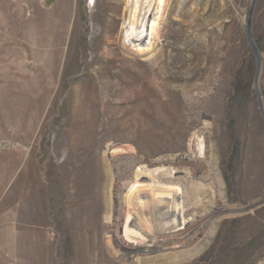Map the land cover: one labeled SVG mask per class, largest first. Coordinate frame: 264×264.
Segmentation results:
<instances>
[{"label": "rangeland", "instance_id": "374dc122", "mask_svg": "<svg viewBox=\"0 0 264 264\" xmlns=\"http://www.w3.org/2000/svg\"><path fill=\"white\" fill-rule=\"evenodd\" d=\"M123 3L0 0V264H264V203L203 227L186 200L264 196V0H163L146 57ZM175 220L198 224L183 245Z\"/></svg>", "mask_w": 264, "mask_h": 264}, {"label": "bare ground", "instance_id": "6f19581e", "mask_svg": "<svg viewBox=\"0 0 264 264\" xmlns=\"http://www.w3.org/2000/svg\"><path fill=\"white\" fill-rule=\"evenodd\" d=\"M162 1L163 0H124L123 6H122V13L120 16V20H121L120 29H119V32L117 33V36H116L118 43L121 47V50L123 49L125 52H128L129 54H131L133 56L146 57V56L151 55L157 49L158 41L156 38H157L158 32L161 29V25L158 23L157 19H158V14L161 10ZM87 2H88V0H87ZM92 2H93V6H95L96 0H92ZM94 27L95 26L93 25L92 29H91V31H92L91 39L92 40L94 39V36H95V28ZM90 50H92L91 53H92V57L94 59L95 56H97L96 50L93 47H91ZM45 80L46 81L44 84V86H45L44 92L46 94H48L52 91L51 87H52L53 81H55V73L46 72ZM58 83L59 84H57V85L55 84L53 91L51 92V99H48L46 117L50 116V114L53 112V109L56 106L55 100L57 97H59V95L61 93V89L63 88V84H64L63 79L60 78L58 80ZM52 94H53V97H52ZM79 97H80V95H79ZM76 111H77V109H76ZM199 143L201 144V142H199ZM198 146H200V145H198ZM196 148H198V150H199V147H196ZM140 173L138 175H136V178L140 177ZM136 183L137 182L134 181L133 186L134 187H140V185L138 183L137 184ZM66 192L67 191H65V193ZM140 192H141V188H140ZM183 193H185V192H183ZM186 193H188V195L186 194L187 195V197H186L187 202L188 201L189 202L194 201V202L198 203V206L205 203V208H204V213H203V214H205L204 217H201V218L196 217V222L199 221V225L203 226V227H205L207 225V223L210 222L212 219L220 220L222 218L235 217L238 215L247 214L249 211H252L254 209V208H252V206H254V205L257 206V205L264 203V196H263L262 198L254 200L252 202L245 203V204L237 206V207H232L230 209L229 208L228 209L227 208L216 209L215 206L213 205V202L210 199H208V197L206 196V194H205L206 192L201 191L200 189H190V190H187ZM164 198L167 202H170V203L172 202L173 205H175L177 203V200H175V198H176L175 196L170 197V192H167L166 195L164 196ZM139 199H141V197L138 194L136 200L138 201ZM256 206H254V207H256ZM139 210L140 209H138L136 212L131 214L132 215L131 216L132 224L130 225V228H131L130 231L128 230L131 233H135L138 230H140V226L138 223L139 222L138 218H139V213H140ZM125 211H128V209ZM168 211H169V209H168ZM165 212L167 213V211H165ZM15 215H16V220L18 221V216H19V209L18 208H15ZM75 221H76V219H75ZM169 229L171 230V234H174L175 232H178L180 234L185 233L182 237H180L181 239L179 241L180 244L183 245L187 241H189L190 237L198 230V224H195L193 226V224L187 223L185 221L179 223L175 220ZM154 232L149 233L150 238L159 236L158 234H154ZM150 238L146 244H144L142 246H137V250H140L141 247H146V248L152 247L153 244L151 243Z\"/></svg>", "mask_w": 264, "mask_h": 264}]
</instances>
